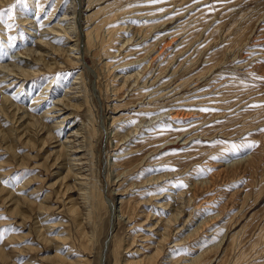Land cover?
I'll return each mask as SVG.
<instances>
[{"label": "rangeland", "instance_id": "374dc122", "mask_svg": "<svg viewBox=\"0 0 264 264\" xmlns=\"http://www.w3.org/2000/svg\"><path fill=\"white\" fill-rule=\"evenodd\" d=\"M89 1L0 5L2 65L40 67L41 36L64 48L77 38L78 62L63 54L55 63L57 53H48L54 67L26 90L44 96V82L60 83L57 97L49 92L30 110L36 118L43 105L57 107L61 90L78 92L75 108L43 119L60 141H85L88 189L97 188L82 235L50 187L45 154L23 164L0 142V161L7 162L0 185L12 193H0V250L9 258L0 264H56L67 252L62 264L76 256L84 264H264V0ZM22 13L31 19L21 21ZM15 100L21 110L31 104ZM4 110L11 112L10 103L0 99L3 126L21 123ZM69 112L61 128H79L72 138L54 124ZM36 132L30 124L38 142ZM17 142L18 153L35 154ZM26 180L31 186L22 185ZM50 192L49 209L41 210L37 204ZM29 194L33 205L19 199L27 213L17 212L16 199ZM84 235H94L89 248Z\"/></svg>", "mask_w": 264, "mask_h": 264}, {"label": "bare ground", "instance_id": "6f19581e", "mask_svg": "<svg viewBox=\"0 0 264 264\" xmlns=\"http://www.w3.org/2000/svg\"><path fill=\"white\" fill-rule=\"evenodd\" d=\"M13 1L14 0H0V5L10 3V2L12 3ZM89 2L91 3L92 1L90 0ZM40 4L42 5L43 3H40ZM41 8H43V7H41ZM53 14H54V11H52V13L47 16V19H49V18L51 19ZM20 17H22L21 21H29L31 19V17H29V15H27V14L24 15V13H22L20 15ZM62 19H64V18H62ZM60 21H62V20L57 19L55 24H53L52 28H56L55 26L57 24H59ZM31 23H33V22H31ZM71 23H74V20L71 21ZM95 31H96V28L92 27V29L87 30L86 36L89 37L90 35H93L95 33ZM38 40H39V42L37 44V47L40 48V55H41V58L38 59V61L40 63L43 62L42 66L39 67V66H36L37 64H30L29 62H26V61L24 63L23 62L24 60H22L21 63H19V61L17 63V62H14L12 60L11 61L9 60V62L7 64L2 65L1 63H3V62H1V60H0V64H1L0 65V99L5 101V102H9L10 106H11V112L10 113H7L6 110H4V112L7 113L6 116H11V119L14 118V115L16 117H20L19 119H21V123L17 124V125L13 124V121L10 120L11 123H9L8 126H3L2 125L3 121L0 120V132L2 131V127H3V129L6 130V133H4L2 135L0 134V142L2 143V145H4V147L6 149H8L7 153H11L12 158H15V160H16L18 157L21 160L20 162H22L23 164H26V162L28 164V161H30L33 157L35 158V157L40 156L41 154H45V156H42L43 157L42 159H44L43 165H44V167H46L48 172L53 173L52 174L53 182L50 184V187L55 192V194H57V196H60V194H61V198L63 196V198H62L63 200L60 198L59 199L63 201L65 206L67 205L68 213H70V215L74 218V221L77 224V229L83 235L84 233H86L85 232V226H86L85 215L87 214L90 217L91 214H93L92 213V211H93L92 204H93V200L97 196L96 195V189L97 188H91L90 190L88 189V187L92 183L90 182L91 181L90 179H86L87 173H86V171L84 172L85 169H83L87 165L85 160L87 159V156H88V154L85 153L83 149H81V147L83 146L82 144L85 141L83 142V140H82L80 142V141H77L76 139L71 140L69 137H68L69 140H66V138H65V141H60V138L57 139L56 136L52 134L53 130L55 129L54 126H52V125L48 126V123L46 124L47 114L49 115L51 113H55L57 116H59L60 114H58V112H60L61 110H64V109L70 110L71 108H75V106H77L78 104L74 103L75 102L74 100H77V102H78V97H77L78 92L69 93L67 91L65 93L64 91L61 90V92L59 94L60 95L64 94V96H62V98H60L58 100L57 107L54 106V109H52L53 106L50 107V105H49L50 103L43 105L42 110H44V111L39 115V117L37 116L38 118H36L35 117L36 115H33V113L30 112V110L35 111V109H37L36 107L38 104L39 105L42 104V103H39V101L41 99H46V100L48 99V97L50 96V95L48 96L49 92H50L49 94H52V97L55 98V97H57L58 90H60L59 89L60 83L58 82V83L54 84V86H53L52 85L53 82L50 80V81H46L43 83V85L46 86L44 90H49V92L46 91L44 96L41 95L43 97L40 96V93H38L37 96H34L30 93V91H32L34 88V82H32V80H34V77H36V75H38V74L40 75V72L42 70H44V69L45 70H51L54 67V64L52 62L46 61V55H48V53L53 54V52L57 53V56L54 59H56V58H58V59L60 58V59L55 61V63H60V62L63 63L64 60H61V59H63V54H65V55L67 54L68 56H70L71 65L72 64L75 65L76 62H78V58L74 55L72 56V54L74 53L75 49L78 50L79 43L77 42V38H76V40L74 41V43H72V45L71 44L67 45L66 43L65 44L63 43V45L66 46V48H64L63 46L57 47L49 39H47L45 41L43 36H41V38H39ZM38 40H36V42ZM49 50H51V52ZM9 77H11V78H9ZM8 78L10 79V81H6ZM77 79H79V78L77 77ZM17 82H18V84L14 87V88H16V90L12 94V90L14 88H11V87H13L14 84H16ZM28 83H30L28 86V88L30 90L29 92H27V90H26V85H28ZM51 86H53V87H51ZM50 87L54 88L53 91L50 90L51 89ZM23 91H25L24 95H22V93H21ZM70 92H72V91H70ZM71 94H73V95H71ZM14 97H16V98L22 97L23 100H26L28 103H31L30 105H28V107L25 106L28 109L26 108L27 110H23V109L21 110V107H18L20 101L17 102V100H15V103H14V101H13ZM46 100H44V101H46ZM14 105H15V108H13ZM2 109H4V108H2ZM65 113H63V114H65ZM71 114H72V112H69L67 115H64V116L62 115V118L56 119V121H54V124H55L56 128H57V126H59V131L61 134L66 133L68 131H71V134H73V135H71V138H72V136H75L78 134L79 128L75 129V130L71 126H70L71 128H69V130H66L65 128H61L62 123L66 120V118L70 117ZM43 118H45L46 120H44ZM49 118H51L52 120L55 119L54 116H50ZM70 123H73V121L71 120ZM30 124L32 125V127H34V125L37 124L36 135H37V140L39 142V145L37 148L35 147L34 143H38V142L34 138H32L30 136V134L28 133V126ZM14 136L16 137L15 140L12 139V138H15ZM58 136H59V134H58ZM6 140L8 142H10L7 145H5L7 142ZM18 140L19 141L23 140L22 146L24 148L30 147V149H34L33 151H35V154L32 155L33 153H31V152H27V153L25 152L26 154L18 153L16 150ZM73 141H75V143ZM15 142H16V144H15ZM73 144H75L74 146L76 147V149L72 148ZM50 145H52V146H50ZM48 146H49V148L46 149ZM29 151H31V150H29ZM0 158H2V157H0ZM6 163H7L6 160L0 161V175H2V176H3L2 167L5 166ZM22 163L20 165H22ZM37 175L36 176L34 175V176L37 177ZM73 176H74L75 180H74V178L72 179ZM39 178H40V176H39ZM22 185L25 187L29 186L30 185L29 180L24 181ZM92 186L93 185H91V187ZM36 190H38V189H36ZM26 192H27V190H26ZM0 193L6 194L7 196L12 195L11 191H8V189L6 188V185H4V184L0 185ZM51 196L52 195L50 192L48 195H45L44 200L39 201L40 203H38L37 205L41 210L49 209V206L51 204ZM35 197L33 195L29 194L25 197L16 199L17 212L23 211V214H24L27 211L25 208H24L25 210H23V208H22L23 206L17 204L19 202V199H21L20 202H22V199H24L25 202H31V204L33 205V202H34L33 200H36ZM14 211H15V209H14ZM44 211H46V210H44ZM87 211H89V212L87 213ZM17 212H15V213L17 214ZM176 214H177L176 216H178V213H176ZM174 221H176V220H173L172 217L169 218V220L166 221L167 227L171 226ZM170 228H168V229H170ZM168 234L169 233L166 229V231L163 235V241H166L167 238H169L167 236ZM65 237L66 236H64V238ZM84 237L87 240L85 248H89V244L92 242L94 235H84ZM54 238H52V239L54 240ZM41 239H43V238H41ZM46 239L49 240V237H47ZM19 240H20V238H19ZM161 244L157 247V250L155 249L156 250V253L154 254L155 257L157 255H159L160 252H162V249H161L162 245ZM29 248H31V247L29 246ZM31 249H33V248H31ZM55 249H57V248L55 247ZM59 253H61V251ZM0 254H1V257H0L1 260L4 261V259H6V260L9 259V258H6L4 250H0ZM71 254H72V252H67L65 254V257L62 258V254H61V255L56 256V259H53V260H57L56 262L58 264H62V263L67 261L66 258H69ZM84 256H85V254H84ZM152 258H154V257H152ZM70 259L74 260V258H70ZM86 261H88V259ZM89 261L87 263H89ZM84 263L85 262H84V259L82 256H76L74 261H72V260L69 261V264H84Z\"/></svg>", "mask_w": 264, "mask_h": 264}]
</instances>
